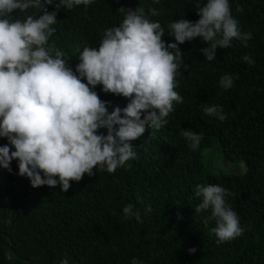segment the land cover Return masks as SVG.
Returning <instances> with one entry per match:
<instances>
[{
  "label": "trees",
  "instance_id": "trees-1",
  "mask_svg": "<svg viewBox=\"0 0 264 264\" xmlns=\"http://www.w3.org/2000/svg\"><path fill=\"white\" fill-rule=\"evenodd\" d=\"M195 3L94 0L86 8H61L49 43L74 67L83 47H97L104 29L122 21L121 7H139L145 14L157 9L158 15L148 18L165 29V43L172 42L167 24L181 17L197 20ZM229 7L241 31L251 34L247 47L234 40L206 61L198 51L206 46L200 39L178 45L187 65L175 76L181 102H174L165 125L147 128L131 142L135 159L111 173L94 170L92 176L70 181L64 192L59 185L31 187L16 174L14 160L8 170L0 169V264H59L61 258L68 264H264V0H229ZM13 14L35 18L40 9ZM246 54L253 64L241 59ZM222 74L233 77L227 90L218 85ZM95 91L107 102L108 112L126 103L101 92L99 85ZM211 105L220 106L223 121L203 112ZM182 130L202 133L195 151L188 148ZM5 143L0 138V145ZM211 146L225 162H241L243 172L208 170L201 153ZM198 184L220 185L231 193L226 203L238 216L243 229L239 236L216 242L210 211L193 210L199 203L193 194ZM126 204L140 210L139 223L123 217ZM145 206L151 211L145 212ZM188 248L195 251L189 254Z\"/></svg>",
  "mask_w": 264,
  "mask_h": 264
},
{
  "label": "clouds",
  "instance_id": "clouds-1",
  "mask_svg": "<svg viewBox=\"0 0 264 264\" xmlns=\"http://www.w3.org/2000/svg\"><path fill=\"white\" fill-rule=\"evenodd\" d=\"M94 0H0V169L16 162V174L33 188L59 185L66 191L71 182L94 170L113 172L135 159L132 141L147 128L160 129L173 104L181 102L174 90L175 76L181 66L178 45L198 38L206 46L198 51L212 61L217 49L238 41L247 47L249 32H242L231 15L229 0H196L193 8L198 19L178 18L167 24L172 42L161 38L165 29L148 16L158 15L155 8L147 14L139 7L123 8L118 26L105 28L97 47L85 46L77 63L69 67L62 50L49 43L56 13L74 6L85 8ZM153 4L159 0H152ZM50 5L48 11L45 6ZM39 8L40 15L14 18V12ZM240 9L237 8V11ZM241 59L253 64L249 55ZM100 91L125 98L123 107L107 111ZM218 85L227 90L233 77L220 75ZM203 112L223 121L218 105L203 107ZM103 129V132L99 130ZM189 149L195 151L202 133L182 130ZM11 149V150H10ZM199 203L195 213L210 211L215 226L210 229L217 243L239 236L243 229L236 213L226 203L231 193L220 185H196ZM151 209L145 206V212ZM124 218L141 221L139 209L132 204L122 208ZM179 219V213H177ZM191 254L195 248H188ZM59 264H68L61 258Z\"/></svg>",
  "mask_w": 264,
  "mask_h": 264
},
{
  "label": "rangeland",
  "instance_id": "rangeland-1",
  "mask_svg": "<svg viewBox=\"0 0 264 264\" xmlns=\"http://www.w3.org/2000/svg\"><path fill=\"white\" fill-rule=\"evenodd\" d=\"M201 160L208 170L221 171L223 173H242L244 167L241 162H225L221 153L214 146L205 148L201 153ZM130 264H144L142 262L133 261Z\"/></svg>",
  "mask_w": 264,
  "mask_h": 264
}]
</instances>
